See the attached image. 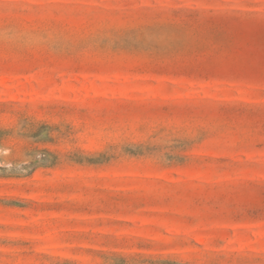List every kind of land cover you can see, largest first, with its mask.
<instances>
[{"label": "rangeland", "instance_id": "1", "mask_svg": "<svg viewBox=\"0 0 264 264\" xmlns=\"http://www.w3.org/2000/svg\"><path fill=\"white\" fill-rule=\"evenodd\" d=\"M0 264H264V0H0Z\"/></svg>", "mask_w": 264, "mask_h": 264}]
</instances>
